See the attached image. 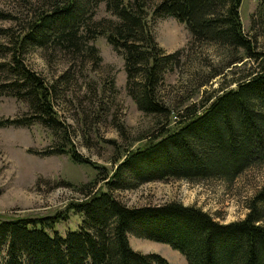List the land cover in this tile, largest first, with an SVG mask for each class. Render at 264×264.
<instances>
[{"label": "trees", "instance_id": "1", "mask_svg": "<svg viewBox=\"0 0 264 264\" xmlns=\"http://www.w3.org/2000/svg\"><path fill=\"white\" fill-rule=\"evenodd\" d=\"M41 1L25 23L0 10V21L18 25L0 28V37L7 41L0 44V55L6 59L0 73L10 78L5 88L25 102L31 114L28 119L0 121V128L39 124L65 133L53 108L52 90L24 65L23 57L31 47L59 48L73 60L87 58L98 66L99 52L89 44L97 37H104L123 58L126 92L137 109L165 118L166 125L142 146L127 150L105 181V190L68 205L81 216L76 229L63 235L57 231L56 222L65 218L61 214L0 218V264H170L157 253L134 250L129 235L167 244L187 264H264V183L248 202L245 218L227 223L176 201L128 207L112 192L171 178L231 182L249 167L264 164V53H256L242 30V0H161L150 17L146 0ZM99 3L114 20L92 21ZM262 13L263 17L264 9ZM156 18H173L184 25L193 43L242 51L231 64L246 58L261 60L262 65L235 82V89L208 100L202 111L186 108L168 128L170 111L157 91L164 75L179 65L182 50L169 54L158 46L150 25ZM66 140V149L49 152H66L75 163L92 164Z\"/></svg>", "mask_w": 264, "mask_h": 264}, {"label": "rangeland", "instance_id": "2", "mask_svg": "<svg viewBox=\"0 0 264 264\" xmlns=\"http://www.w3.org/2000/svg\"><path fill=\"white\" fill-rule=\"evenodd\" d=\"M161 0H146L147 13ZM41 0L19 3L0 0V10L23 23L35 15ZM264 0H242L239 14L242 30L251 38L256 53H264ZM114 20L99 3L93 22ZM22 23V24H23ZM158 46L166 53L182 50L178 66L164 75L157 94L170 111L168 128L181 119L186 108L202 105L225 90L235 89V82L257 72L261 60L242 58L231 64L242 51H232L211 43H193L184 25L173 18L150 21ZM15 21H0V28H17ZM15 30V29H14ZM0 37V44L7 41ZM101 58L98 66L90 59L73 60L62 50L31 47L23 57L24 65L35 72L52 90L53 108L65 133L48 130L39 124L0 128V218H39L64 215L55 224L62 235L74 230L81 216L68 209L71 202L86 198L95 190L106 189L127 150L136 149L156 135L165 118L146 115L137 109L126 92L123 58L97 37L91 43ZM0 55V63L6 62ZM0 73V121L31 116L29 107L13 97L5 86L9 82ZM176 116V117H173ZM69 138L77 153L92 164L75 163L66 152ZM107 176L106 180H103ZM264 183V164L253 165L233 181H151L133 189L112 191L128 207L159 205L176 201L210 213L219 222L242 220L247 205ZM63 217V216H62ZM134 250L157 253L170 264H187L184 256L167 244L129 235Z\"/></svg>", "mask_w": 264, "mask_h": 264}]
</instances>
